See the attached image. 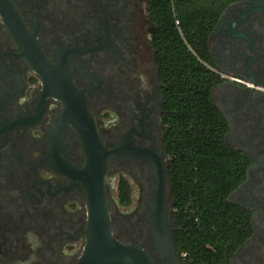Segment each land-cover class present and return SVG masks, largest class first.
<instances>
[{"label": "flooded vegetation", "instance_id": "1", "mask_svg": "<svg viewBox=\"0 0 264 264\" xmlns=\"http://www.w3.org/2000/svg\"><path fill=\"white\" fill-rule=\"evenodd\" d=\"M156 29L152 0H0V264H78L99 193L78 122L109 152L111 235L137 264H191L175 242ZM207 51L224 140L247 160L228 200L252 225L218 264H264V0L230 3Z\"/></svg>", "mask_w": 264, "mask_h": 264}, {"label": "trees", "instance_id": "2", "mask_svg": "<svg viewBox=\"0 0 264 264\" xmlns=\"http://www.w3.org/2000/svg\"><path fill=\"white\" fill-rule=\"evenodd\" d=\"M234 1L152 0L175 242L191 264L220 263L252 232L249 214L228 200L247 160L224 140L227 124L210 94L218 78L204 64L207 36Z\"/></svg>", "mask_w": 264, "mask_h": 264}, {"label": "water", "instance_id": "3", "mask_svg": "<svg viewBox=\"0 0 264 264\" xmlns=\"http://www.w3.org/2000/svg\"><path fill=\"white\" fill-rule=\"evenodd\" d=\"M82 133L85 143L86 162L83 179L89 186L94 184L99 193L88 194L89 219L86 244L78 264H137L132 247L116 240L110 233L106 197L103 191L104 176L109 152L98 142H93L87 125L74 123ZM92 188V186H91Z\"/></svg>", "mask_w": 264, "mask_h": 264}, {"label": "clouds", "instance_id": "4", "mask_svg": "<svg viewBox=\"0 0 264 264\" xmlns=\"http://www.w3.org/2000/svg\"><path fill=\"white\" fill-rule=\"evenodd\" d=\"M141 81H146V77H144L143 75L140 76ZM27 239L30 243V245L33 247V250H35L36 247H38V243L34 242L36 240V238L34 237V234L29 233L27 236ZM36 257L33 256L29 259V261L27 262V264H31L32 260H35Z\"/></svg>", "mask_w": 264, "mask_h": 264}]
</instances>
